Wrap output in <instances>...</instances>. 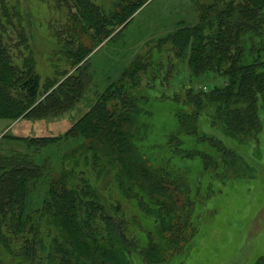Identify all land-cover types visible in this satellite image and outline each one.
I'll use <instances>...</instances> for the list:
<instances>
[{"label":"trees","instance_id":"trees-1","mask_svg":"<svg viewBox=\"0 0 264 264\" xmlns=\"http://www.w3.org/2000/svg\"><path fill=\"white\" fill-rule=\"evenodd\" d=\"M146 1H115L106 10L94 0H64L72 24L55 27L59 57L54 73L42 78L20 5L0 0V118L46 120L80 102L89 106L63 135L1 136L24 149H0V253L23 255L26 264H167L185 250L178 245L194 214L196 173L219 167L213 150L237 160L236 151L200 125L223 129L239 143L264 130V0L197 4V20L177 21L148 56L116 67L114 75L115 60L101 59L108 77L100 88V66L91 54L120 36ZM84 35L94 42L88 45ZM145 75L176 120L160 136L143 106ZM156 80L174 90L156 89ZM71 138L82 142L63 156L61 173L49 176V157H36ZM82 161L98 176L108 165L118 169V188L140 210L133 228L121 203L109 202L86 176ZM176 183L187 186L186 203L170 190ZM38 184L47 191L33 205ZM19 237L16 251L11 240ZM256 264H264V256Z\"/></svg>","mask_w":264,"mask_h":264},{"label":"rangeland","instance_id":"rangeland-1","mask_svg":"<svg viewBox=\"0 0 264 264\" xmlns=\"http://www.w3.org/2000/svg\"><path fill=\"white\" fill-rule=\"evenodd\" d=\"M8 1L18 3L21 7L24 17L23 24L34 49L37 71L42 78L52 75L54 73L53 63L59 57L57 49H60L55 27L61 24H72V18L64 5V0ZM115 1L120 0H94L106 10H109ZM210 1L147 0L134 14V20L120 36L108 44H105L107 40L103 41L91 54L92 60L95 63L97 61L96 64L100 66L99 76L96 75L101 84L100 88L105 87L108 77L105 68L102 70L101 59L103 61L115 60L116 66L110 71V75L116 74L117 68L122 69L129 65L133 58L141 55L148 56L158 39L174 29L177 21L184 19L194 23L197 20L195 10L197 4H207ZM84 40L88 45L94 42L88 35H84ZM162 55L164 60L169 59L168 52ZM107 70H110V67ZM148 81H153L151 75H145L141 87V90L143 89L149 95L147 100L143 101V106L151 110V130L157 133L156 136H160L159 134L173 128L176 120L173 113L169 111L170 103L165 99L157 98L156 92L153 91ZM155 83V88L158 90L168 92L174 90L169 87L163 89L162 82L160 83L159 80ZM209 83L212 84L211 81ZM88 107L85 102H80L73 109L46 120L11 121L0 118V138L7 131L14 136L63 135ZM200 126L204 131L216 135L215 137L221 139L227 147L236 151L237 160L235 162H231L230 159L225 160L229 157L228 155L219 154L213 150L212 160L217 161L219 167L216 168L214 163L215 165L213 164V167L207 171L210 173L205 171L196 173L194 177L195 180L198 179L199 192L195 194L194 190L191 191L193 197H196V206L193 205L194 209L191 206L194 214L191 222L182 229L183 239L181 243L179 242L181 245H178L186 251H183L184 254L175 256L174 260L167 264H256L259 258L264 256V130L257 139L239 143L230 138L223 129L216 130L206 125ZM81 140L82 138H71L65 142L50 145L36 158L39 162H43L46 157H49L47 164L48 173L51 174L49 176L56 177L61 173L63 156L67 152L73 153V149L82 142ZM0 142H2L0 146V149L3 148L2 152L11 146L21 151L24 149L21 142L7 138ZM80 166L85 169L86 176L109 202L121 203L122 211L125 217L131 220L129 222L133 228L134 224L136 225L139 221L140 210L118 188V169L112 170L108 165L107 168H109L98 176L97 170L91 164L82 161ZM186 187L180 183L169 186L170 190L178 196L179 204L187 202L188 188ZM45 191H47L46 185L38 184V188L33 192V205L42 201ZM47 227V223L44 222L42 230L47 231ZM135 231L133 229L129 232V237H133ZM22 240L21 237L12 239V249L17 251ZM0 261L2 264H26L23 255H16L5 249L0 253ZM137 264L143 263L138 262Z\"/></svg>","mask_w":264,"mask_h":264}]
</instances>
